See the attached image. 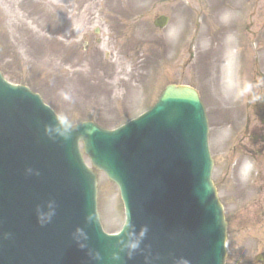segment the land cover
<instances>
[{"label": "rangeland", "instance_id": "obj_1", "mask_svg": "<svg viewBox=\"0 0 264 264\" xmlns=\"http://www.w3.org/2000/svg\"><path fill=\"white\" fill-rule=\"evenodd\" d=\"M224 13L232 14L230 22H221ZM162 14L169 21L158 28L153 19ZM181 22L179 39H169ZM196 62L211 75L197 74ZM0 72L73 123L107 129L151 107L167 84L195 88L227 221L224 264H264V174L261 180L255 168L247 183L239 178L246 152L264 167L261 145L250 147L241 135L250 98H264L257 87L264 81V0H0ZM245 83L256 93L238 99ZM260 101L257 110H264ZM248 121L261 132L253 113ZM96 200L103 229L117 231L123 206L103 172Z\"/></svg>", "mask_w": 264, "mask_h": 264}, {"label": "water", "instance_id": "obj_2", "mask_svg": "<svg viewBox=\"0 0 264 264\" xmlns=\"http://www.w3.org/2000/svg\"><path fill=\"white\" fill-rule=\"evenodd\" d=\"M166 22L159 16L154 24ZM54 124L37 95L0 75V264H223L226 223L193 88L167 85L151 109L115 130L82 122L68 140L54 128L51 140L44 126ZM80 140L92 165L117 184L134 235L148 229L131 259L123 252L111 259L130 229L103 231L95 173L83 162ZM29 168L39 175L27 174ZM49 201L55 215L41 226L37 208L47 213ZM77 228L87 236L79 241L83 249L73 239Z\"/></svg>", "mask_w": 264, "mask_h": 264}, {"label": "clouds", "instance_id": "obj_3", "mask_svg": "<svg viewBox=\"0 0 264 264\" xmlns=\"http://www.w3.org/2000/svg\"><path fill=\"white\" fill-rule=\"evenodd\" d=\"M232 17L231 13H224L221 16V22L222 23H228L230 22ZM183 30V24L182 22L178 25H174L168 33L169 39L172 40H178L180 33ZM252 89L253 85L251 83H245L239 93L237 94L238 99H243L248 97L249 95L252 94ZM60 97L62 100L65 102L71 103L73 102L72 96L69 92L61 91L60 92ZM260 99H264L262 97H255L253 96L254 101H258ZM54 125H45L44 126V134L51 140H54V137L51 135V132L55 128L57 130V135L63 139V140H68L71 138L72 133L76 130V126L74 125L73 121L69 119V117L64 114V113H57L54 114ZM255 172V164L251 160H245L239 170V178L242 183H247L252 175ZM27 174H34V175H39V172H34L32 169H26ZM48 210L47 213L45 211H42L39 207L37 208V220L38 223L41 226H44L45 224L49 223L52 219V217L55 215V203L53 201H49L46 206ZM92 215H89L86 217V222L91 223L93 221ZM123 228H128L130 231L127 233L128 240L127 242L125 241H118L117 243L121 245L118 249L117 252H113L111 259L113 260H120L121 257L119 253L123 252L127 256V258L131 259L133 254L140 251V244L141 241L145 238L146 233L148 231L147 227H143L139 233V236L134 235V229L133 226L128 223L127 221L123 225L121 232L123 231ZM120 233H118L119 235ZM73 239L77 241L78 247L81 249L85 248V245L82 243H79L81 239L85 240L87 239L86 234L83 232L82 229L77 228L75 232L73 233ZM89 255L94 258L99 260L101 257L99 256L98 253L89 251ZM176 264H188L186 260L180 259L176 261Z\"/></svg>", "mask_w": 264, "mask_h": 264}, {"label": "flooded vegetation", "instance_id": "obj_4", "mask_svg": "<svg viewBox=\"0 0 264 264\" xmlns=\"http://www.w3.org/2000/svg\"><path fill=\"white\" fill-rule=\"evenodd\" d=\"M253 93V91H252ZM258 101L254 104V108L257 107L258 105ZM254 108H253V111H254ZM256 113V115H259L262 113V109H258L257 112H254V114ZM261 127V132H260V129H258L256 126H250V122H248V124H246L244 126V133H243V136L244 138L249 141L250 145H264V132H263V129H264V124H259ZM251 127V128H250ZM246 132V133H245ZM263 147L259 146V149H262Z\"/></svg>", "mask_w": 264, "mask_h": 264}, {"label": "bare ground", "instance_id": "obj_5", "mask_svg": "<svg viewBox=\"0 0 264 264\" xmlns=\"http://www.w3.org/2000/svg\"><path fill=\"white\" fill-rule=\"evenodd\" d=\"M70 48V46H68L67 47V49H69ZM74 53V51L71 53V54H73ZM76 57H77V55H76ZM210 67L208 66H206V65H204L203 63L202 64H199V63H197L196 62V64H195V66H194V70H195V72L197 73V74H199L200 75V73L201 74H205L206 76H209V75H211V73H212V71H211V73H209V71H210V69H209ZM203 69H204V71H203ZM209 73V74H208ZM241 182V181H240Z\"/></svg>", "mask_w": 264, "mask_h": 264}]
</instances>
